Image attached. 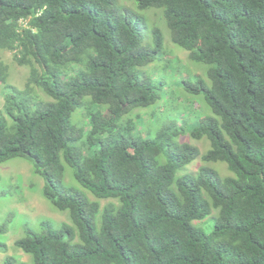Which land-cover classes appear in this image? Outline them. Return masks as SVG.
<instances>
[{
    "label": "trees",
    "instance_id": "16d2710c",
    "mask_svg": "<svg viewBox=\"0 0 264 264\" xmlns=\"http://www.w3.org/2000/svg\"><path fill=\"white\" fill-rule=\"evenodd\" d=\"M136 2L163 7L172 41L208 65L210 84L183 88L211 109L191 131L210 148L177 141L185 129L173 118L150 132L126 117L158 99L136 69L162 49L159 28L152 49L119 0H0V49L30 69L19 88L0 60V163L32 161L44 197L71 221L44 220L15 245L31 264H264V0ZM79 107L85 127L72 120ZM197 157L203 164L179 173ZM65 163L94 199L65 184ZM213 209L205 232L194 221Z\"/></svg>",
    "mask_w": 264,
    "mask_h": 264
},
{
    "label": "rangeland",
    "instance_id": "374dc122",
    "mask_svg": "<svg viewBox=\"0 0 264 264\" xmlns=\"http://www.w3.org/2000/svg\"><path fill=\"white\" fill-rule=\"evenodd\" d=\"M119 1L121 5L127 7L122 9L124 13H127L126 10H132L130 15L134 18V23L140 30L145 44L152 49L156 48L154 28H159L163 35V47L160 51L155 52V60L136 69L140 77L146 76L154 83L158 99L149 106L134 109L126 117L135 121L141 119L140 128L142 131L150 132L159 129L158 123L162 118H173L179 124L183 123L185 129V133L177 136L176 140L197 145L201 153L206 152L210 148L209 139L204 137L201 140H194L191 131L203 117L212 114V112L205 100L204 104L203 96H195L184 90L183 81H196L201 78L210 84L207 74L208 65L191 61L188 51L172 41L163 7L140 8L136 0ZM0 60L9 66L8 82L19 88H24L29 75V66L18 64L14 52L10 50L0 49ZM76 72L71 71L67 77H71ZM35 93L41 99H49L41 90L36 89ZM31 98V103H36L37 97L31 96ZM4 99V95L0 91V108ZM100 108L103 106L91 104L88 111ZM84 111L79 107L72 114V120L81 127H85L87 122ZM201 164L203 162L197 157L179 173H182L184 169L195 171ZM209 166L218 170L222 176L230 174L227 164L223 161L210 162ZM64 182L68 186L84 191L94 199V195L82 188L75 180L72 168L66 163ZM43 186L44 178L35 172L32 161L23 157H15L0 163V224L3 222L8 224L7 231H0V263L8 256H12L18 261L17 264H31L30 255L16 246L15 241L25 236L28 231H41V222L44 220H51L55 224L71 222L67 211L56 209L44 197ZM100 201L104 205L114 200L101 199ZM216 211L213 209L212 214L205 219L195 220L194 224L205 232H210L213 228Z\"/></svg>",
    "mask_w": 264,
    "mask_h": 264
}]
</instances>
